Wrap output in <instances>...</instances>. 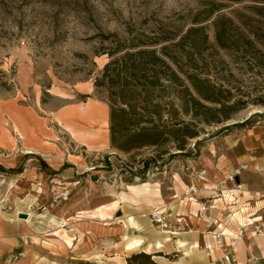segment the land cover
Returning a JSON list of instances; mask_svg holds the SVG:
<instances>
[{
    "label": "rangeland",
    "instance_id": "1",
    "mask_svg": "<svg viewBox=\"0 0 264 264\" xmlns=\"http://www.w3.org/2000/svg\"><path fill=\"white\" fill-rule=\"evenodd\" d=\"M207 1L221 4L216 13L233 19V32L242 31L250 16L258 18L255 8L264 5L261 0H0V112L6 113L5 118L0 114V164L22 169V174L9 175L15 191L8 194L10 198L1 196L0 204L31 214L28 223L38 233L34 239L44 261L51 257L56 264H125L123 254L131 250L126 249L124 239L133 233L120 222L125 211L121 201H147L149 207L137 208V227L148 240L159 239L164 230H174L176 212L199 201L208 204L210 195L220 196L217 193L222 191L210 181L213 173H224V161L219 159L231 139L242 137L248 129L264 136V116L250 117L264 113L263 105L251 101L262 93L253 87L264 84L263 78L253 83L244 66L232 61L231 52L217 45L213 16L201 23L206 26L210 47L200 65L207 64L211 74L230 87L234 99L245 101L239 104L242 108L231 119L201 123L199 136L187 142L188 154L170 157L179 152L172 146L144 147L130 153L110 147L108 105L93 86L95 73L108 60L106 54H96L107 45L102 35L126 34L130 27L150 31L159 22L184 31L199 12L211 7ZM20 107L29 108L35 124L59 133L56 138H45L48 148L41 153L31 154L27 152L31 148L24 152L20 147L18 131L24 143L34 144L24 133L30 114L20 112ZM247 118L244 126L220 130ZM144 159H151L146 170L142 169ZM235 166L230 173L244 168ZM197 173H205V181L198 180ZM144 182L151 189H162L165 203L160 199L150 203L143 195L133 200L127 186L140 189ZM190 185L197 190L192 199L187 192ZM224 191L219 198L233 203L234 197ZM156 210L165 212L170 227L152 221L151 213ZM245 211L240 206L231 214L246 216ZM230 233L224 229V234ZM149 247V251L154 249ZM167 251L164 246L152 254L166 263L178 259V252Z\"/></svg>",
    "mask_w": 264,
    "mask_h": 264
},
{
    "label": "trees",
    "instance_id": "2",
    "mask_svg": "<svg viewBox=\"0 0 264 264\" xmlns=\"http://www.w3.org/2000/svg\"><path fill=\"white\" fill-rule=\"evenodd\" d=\"M207 4L211 7L199 12L184 31L159 22L150 31L130 27L126 34L102 35L107 45L96 54H106L108 60L95 73L93 86L103 93L108 105L111 148L130 153L144 147L172 146L179 152L170 153V157L188 154L187 142L199 136L201 123L210 125L231 119L242 108L239 104L245 101L234 99L230 87L211 74L207 64L200 65L205 59L203 53L210 47L206 26L201 23L213 16L211 25L217 45L231 52L232 61L244 66L253 83L259 77L264 82V5L255 8L258 18L250 16V23H243L242 31L233 32V19L216 13L221 4ZM253 88L262 93L251 101L264 106V84ZM254 115L264 113L255 112L250 117ZM249 118L220 130L244 126ZM150 160L142 161V169L149 167ZM0 172L17 174L22 169L0 164ZM152 256L144 251L133 252L126 261L157 264Z\"/></svg>",
    "mask_w": 264,
    "mask_h": 264
},
{
    "label": "crops",
    "instance_id": "3",
    "mask_svg": "<svg viewBox=\"0 0 264 264\" xmlns=\"http://www.w3.org/2000/svg\"><path fill=\"white\" fill-rule=\"evenodd\" d=\"M19 111L30 114V121L25 125L24 133L25 136L26 134L30 135L34 140L33 145L24 143V137L18 131L21 149L25 152L26 148L29 147L31 154L43 152L48 148L45 138L58 137V131L55 128L43 127L31 121L32 115L29 108L20 107ZM101 111L104 116L105 108L102 107ZM0 114L2 118H5L6 113L0 112ZM262 134L255 132L254 129L253 132L252 129H248L242 137L229 141L228 151L226 154H221L223 158L219 159L221 162L224 161V165L221 167L224 173H213V178L210 181L215 188L219 187L218 189L222 191V193H217L220 196L210 195L211 199H209L208 204L199 201L195 206L190 204V206L184 207L183 211L182 208H178L181 211L175 213V216L178 217L173 223L175 225L174 230H164L159 239L148 240L137 227L139 221L137 208L139 205L149 207V203L147 201L143 203L121 201V204L124 203L122 206L125 211L122 209L124 213L120 216V222L122 226L126 227V231L132 230L133 233L124 239V245L127 240L134 237H140L143 241L135 250L123 254L124 263L126 264V257L131 253L145 252L146 249L141 248L149 244L154 248L149 251L151 254L161 251L164 246L168 248L167 253L172 251L179 253L177 260H169L168 263L159 258L160 256L153 254V260L157 264H207L211 258H219L222 255V248L216 246L212 255V252L207 253L204 244H212L214 232L222 231L224 233V229H228L231 233L230 235L225 234L227 243L232 242V237H237L240 230L243 231L242 237L234 241L231 249L236 264H264V231L255 233L253 229L256 224L264 225V136ZM227 136L230 137V135ZM236 164H240L244 168L240 173L234 175V181L230 184L228 178L234 174L230 172L236 167ZM9 175V173H0V177H2L0 179L2 187L0 197L4 196L5 199L10 198L8 194L11 191H15L13 183L9 185ZM154 191L156 195L145 196L149 198L150 203L160 202L159 199L165 203V195L162 189H159V196L156 189ZM223 191L227 197L231 193L234 197L233 203L219 198L222 197ZM127 193L134 195L131 196L133 200L140 198L139 196H144L132 191ZM203 193L207 194V192ZM169 203L173 204L174 200ZM240 206H244L246 209V216H241L238 212L231 214ZM167 208H174V205L172 207L167 205ZM20 213H25V209L17 207L13 210L6 209L4 205L0 204V264H56L57 262L53 261L51 257L49 261L43 260L44 256L34 239V237L38 238V233L28 223L31 214L28 213L29 217L25 219L19 217ZM169 215L171 213L167 214V216ZM126 217H129L130 220L125 221ZM238 220L239 224L236 223ZM156 240L161 241L162 247H156ZM251 256H256L257 260L253 262Z\"/></svg>",
    "mask_w": 264,
    "mask_h": 264
},
{
    "label": "built area",
    "instance_id": "4",
    "mask_svg": "<svg viewBox=\"0 0 264 264\" xmlns=\"http://www.w3.org/2000/svg\"><path fill=\"white\" fill-rule=\"evenodd\" d=\"M238 172V170L236 171ZM234 174H231L229 176L230 181H234ZM196 178L200 181H205V173H197ZM196 188L193 185L188 186L187 192L191 193V198H193L194 193H196ZM10 209V206L7 207ZM28 215V214H27ZM152 221L156 222L158 225L162 226V228H168L170 227L169 219L166 217L164 211H154L151 213ZM254 232L259 233L261 231H264V225L263 224H256L254 227ZM243 234V231L240 230L237 237H232V242L227 243L225 240V234L221 231L219 233H213L212 235V247L211 245L204 244L205 249L207 253H211L212 248H215L216 246L222 248V255L219 258H211L207 264H236L234 255L231 253V249L233 248L234 241L241 238ZM251 260L255 262L257 260L256 256H251Z\"/></svg>",
    "mask_w": 264,
    "mask_h": 264
},
{
    "label": "bare ground",
    "instance_id": "5",
    "mask_svg": "<svg viewBox=\"0 0 264 264\" xmlns=\"http://www.w3.org/2000/svg\"><path fill=\"white\" fill-rule=\"evenodd\" d=\"M31 150H27V152H30ZM149 182H144L142 185V188L140 189H136L135 186H131V185H128V189H130L133 193H136V194H141V195H144V196H148L150 194H152V192L154 191V188L153 190L150 188L149 186ZM156 193H158L159 189L156 188ZM155 193V192H154ZM156 195V194H155ZM159 196V195H158ZM129 219V218H128ZM130 220V219H129ZM142 238L140 237H134V238H130L126 243H125V247L126 249L128 250H134L136 249L137 247H139L141 244H142ZM149 245V244H148ZM155 245L157 248H160L162 247V243L161 241L159 240H156L155 242ZM146 248V247H145ZM149 246L146 248V252H149Z\"/></svg>",
    "mask_w": 264,
    "mask_h": 264
},
{
    "label": "water",
    "instance_id": "6",
    "mask_svg": "<svg viewBox=\"0 0 264 264\" xmlns=\"http://www.w3.org/2000/svg\"><path fill=\"white\" fill-rule=\"evenodd\" d=\"M26 216H27L26 213H20V214H19V217H22V218H25Z\"/></svg>",
    "mask_w": 264,
    "mask_h": 264
}]
</instances>
